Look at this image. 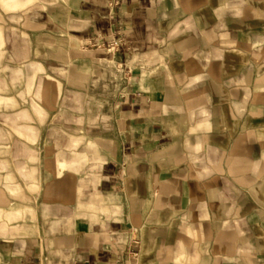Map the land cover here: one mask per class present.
Returning <instances> with one entry per match:
<instances>
[{
	"label": "crops",
	"instance_id": "1",
	"mask_svg": "<svg viewBox=\"0 0 264 264\" xmlns=\"http://www.w3.org/2000/svg\"><path fill=\"white\" fill-rule=\"evenodd\" d=\"M21 17L0 76L33 82L1 81L0 108L39 104L42 67L43 103L96 101L107 124L66 147L0 133V264H264V0H33Z\"/></svg>",
	"mask_w": 264,
	"mask_h": 264
},
{
	"label": "rangeland",
	"instance_id": "2",
	"mask_svg": "<svg viewBox=\"0 0 264 264\" xmlns=\"http://www.w3.org/2000/svg\"><path fill=\"white\" fill-rule=\"evenodd\" d=\"M25 3H18V0H0V47L3 48L2 50L5 52H8V42H6V38L8 39V36L10 34H22L24 35V31L21 30V25L23 24V18L21 15L25 14L28 10L29 5L32 3L33 0H23ZM26 25H22V28H25ZM87 54L84 53L82 56L85 57ZM1 57V55H0ZM3 61V60H2ZM0 59V63L3 62ZM80 72L73 71L71 72V76L73 79H86L85 77L82 78V76L79 75ZM57 75V73H56ZM35 77H40V100L39 104L37 105H29V104H23V106L20 107H12L7 106L5 108H0V133L4 130H14L18 131L24 128L23 123H26V128H31L35 125H37V128H42L43 130V141L45 145H51L53 143H59L60 146L67 144L70 141V137L67 135V130L71 127L76 129H87L90 134V137H97L98 131L103 128L107 123L105 122V119H101L99 116V110H98V104L96 101H90L88 103H80V102H72L70 104H64V103H54V104H48L43 103L44 97H49L50 93L47 89V81L49 80L48 77H51V74L45 72L42 70V67H40V71L38 72V75H34ZM60 77H63L62 74H59ZM93 76V75H91ZM86 77H89L88 75ZM8 80V82L12 85V87L15 89L14 92H16V88H21L22 83L25 85L31 86V83L33 82L31 75L28 73H24L22 75H6V76H0V91H1V81ZM77 85V93H81L80 91H83L82 88L79 87V82H76ZM89 93H95V87L94 86H88ZM26 93V91H24ZM22 91H20V94ZM53 95L59 96L58 88L54 89L52 91ZM19 94V92L17 93ZM16 94V95H17ZM24 102V100H22ZM86 105L89 108V117L86 119H83V110H85L84 107ZM85 114V113H84ZM19 121V122H18ZM36 121V122H34ZM4 124V126H3ZM21 126H18V125ZM31 125V126H30ZM51 130H55V135H51ZM58 131V132H57ZM83 137V136H82ZM82 144L85 143L84 139H79ZM18 139L12 138L11 142L13 145H18ZM8 142V140H7ZM40 142V141H39ZM0 144L2 145L3 142L0 139ZM64 159H67V153H61ZM50 155V153L45 154ZM77 160L81 163L84 161L85 157L83 156V152H76ZM48 172H52L56 174L55 168L52 166L50 168H47ZM46 169V170H47ZM69 169H66L64 167H61V174H56L57 180L61 177L63 178H70L72 173Z\"/></svg>",
	"mask_w": 264,
	"mask_h": 264
},
{
	"label": "built area",
	"instance_id": "3",
	"mask_svg": "<svg viewBox=\"0 0 264 264\" xmlns=\"http://www.w3.org/2000/svg\"><path fill=\"white\" fill-rule=\"evenodd\" d=\"M121 45L122 43L120 41L112 42V44L110 45V52L117 51V48H119Z\"/></svg>",
	"mask_w": 264,
	"mask_h": 264
}]
</instances>
